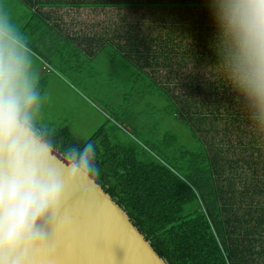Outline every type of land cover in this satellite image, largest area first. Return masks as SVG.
<instances>
[{"label": "trees", "instance_id": "1", "mask_svg": "<svg viewBox=\"0 0 264 264\" xmlns=\"http://www.w3.org/2000/svg\"><path fill=\"white\" fill-rule=\"evenodd\" d=\"M21 1L33 12L39 5L146 9L150 16L117 25L113 35L125 38L121 54L142 70L152 64L147 56L155 49L150 57L166 68L170 85L163 89L154 71L148 73L186 135L169 132L166 144L159 139L157 154L150 155L137 145L111 142L101 128L85 141L74 139L66 126L36 132L64 155L73 145L94 143L95 181L168 264H264V115L235 96L223 73L181 91L172 82L188 60L208 67L218 63L207 0ZM57 24L54 33L64 34ZM219 55L229 59L227 41ZM234 150L238 153L228 157Z\"/></svg>", "mask_w": 264, "mask_h": 264}, {"label": "clouds", "instance_id": "2", "mask_svg": "<svg viewBox=\"0 0 264 264\" xmlns=\"http://www.w3.org/2000/svg\"><path fill=\"white\" fill-rule=\"evenodd\" d=\"M215 29L213 45L236 97L264 115V0H207ZM227 41L229 59L219 55ZM29 47L0 13V264H27L30 252L48 243L69 181L89 183L99 175L96 145L66 149L61 163L37 136L41 107L40 76L33 71Z\"/></svg>", "mask_w": 264, "mask_h": 264}, {"label": "rangeland", "instance_id": "3", "mask_svg": "<svg viewBox=\"0 0 264 264\" xmlns=\"http://www.w3.org/2000/svg\"><path fill=\"white\" fill-rule=\"evenodd\" d=\"M41 9L49 13L52 21H60V27L68 33L86 30L106 36L113 35L117 25L126 26V22L140 21L142 16L147 15L142 7L131 10L78 6ZM3 12H7L14 21L16 33L30 49L33 71L40 76L38 87L42 99L41 107L35 114V127L53 130L66 126L78 141L87 140L101 128V133L108 136L111 142L134 144L150 155L157 154L159 139H162L161 145L163 142L166 144L163 138L169 132L186 135L182 122L170 116L163 90L148 73L154 71L152 74L163 89L170 85L165 75L166 68L154 64L158 60L150 57L155 49L147 56L152 64L142 70L132 65V61L116 48L86 55L75 43L64 38L51 39L56 34L55 28L40 16L33 17V10L21 0H0V13ZM122 16H125L124 19ZM143 22L147 21L141 20L139 26H145ZM161 31L159 35L165 30ZM176 49L180 51L178 47ZM227 66L222 62L221 65L213 63L208 67L188 60L180 68L176 69L177 66L173 65L177 74L172 82L178 91L189 86L196 88L195 85L202 82H213L214 75L220 78L223 73L225 76L222 68ZM260 132L264 134V129ZM237 153L234 150L227 155L232 157Z\"/></svg>", "mask_w": 264, "mask_h": 264}, {"label": "water", "instance_id": "4", "mask_svg": "<svg viewBox=\"0 0 264 264\" xmlns=\"http://www.w3.org/2000/svg\"><path fill=\"white\" fill-rule=\"evenodd\" d=\"M51 147L59 165L64 154ZM47 226L46 247L30 252L27 264H168L94 178L69 181Z\"/></svg>", "mask_w": 264, "mask_h": 264}, {"label": "crops", "instance_id": "5", "mask_svg": "<svg viewBox=\"0 0 264 264\" xmlns=\"http://www.w3.org/2000/svg\"><path fill=\"white\" fill-rule=\"evenodd\" d=\"M54 5H43V6H38L37 7V11L35 10L34 13L38 15V13H40L41 15H43V18L46 22H49V24H57L60 23L59 22H55V20L52 21L49 13L43 11L41 8L42 7H53ZM57 7V6H54ZM30 8V7H29ZM32 9V8H31ZM34 11V10H33ZM47 19V20H46ZM58 25V24H57ZM71 25V23H70ZM53 26V25H52ZM58 26H62V24L60 23ZM99 27V25L97 26ZM62 28V27H61ZM63 29V32H65L64 34H60V35H53L51 39H66L68 40V42L71 43H75L77 48H79L83 53H85L86 55H93V54H97L98 52H105L106 51V47L109 45V47H111L112 49H117L120 51V48L122 46V43L125 41V38L120 39L119 37H116L114 35L111 36H106L104 34H99V32L97 33H89L86 30H79V31H74V32H67Z\"/></svg>", "mask_w": 264, "mask_h": 264}]
</instances>
